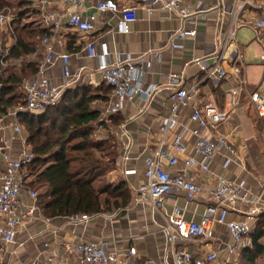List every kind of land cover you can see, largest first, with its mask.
Returning a JSON list of instances; mask_svg holds the SVG:
<instances>
[{"label": "built area", "instance_id": "obj_1", "mask_svg": "<svg viewBox=\"0 0 264 264\" xmlns=\"http://www.w3.org/2000/svg\"><path fill=\"white\" fill-rule=\"evenodd\" d=\"M141 1L146 5L148 15L155 8H162L175 13L182 20L181 27L170 31L167 47L171 49H183V40L188 36H196L197 23L206 19L213 10L218 11L219 27L213 49L202 57H194L184 63V67L190 63L196 64L203 77H195L189 86H185L184 72H171L167 75L166 83L158 85L143 82L146 73L144 58L149 53L133 55L120 52L111 59L112 52L107 41L87 40L83 47L85 57L97 61L95 70L111 90L95 135L106 130L109 116L118 113L126 101L141 97L150 102L157 91L167 89L170 111L162 118L159 126V133L164 140L156 143L152 153L144 158L142 180L137 183L131 180L137 174V169L127 167L132 157L126 149L122 155L123 179L133 193L134 203L148 205L152 213L159 216L161 222L157 224L165 237L167 250L164 258L170 260L169 264H234L241 248L251 247L249 237L259 219L264 218V175L258 181L256 190L248 187L242 180L218 176L208 192L205 209L197 221L185 219L184 208L176 203L180 194L186 203H194L199 199L201 187L193 175L194 169L209 172L217 156H221L222 168H225L240 157L241 149L230 141L221 128L232 118L244 96L253 105L257 116L264 119V75L256 89H250L244 55L236 43L238 29L243 26L241 13L249 1L235 4L230 9L221 4L215 7L205 6L204 0ZM30 2L31 9L37 12L38 26L50 32L40 39L33 53L20 59L10 57V51L17 43L13 9L5 6L0 10V68L6 69L23 61L31 62L39 51L43 53L37 62L35 73L23 80L24 104L9 110L8 114L13 120L0 122V255H7L11 260L8 263L20 261L21 250L40 234L32 228L33 223L50 221L41 217L38 193L27 182L29 176L26 166L33 161V154L27 151L25 143L18 154L11 150L16 135L21 130L17 116L20 113L39 115L47 107L60 101L63 89L75 82L77 77L71 73L70 56L56 53V37L58 33L68 30L83 40L95 30L96 21L95 15L83 13L87 0ZM52 5H59L60 8L53 9ZM93 7L98 12L118 13L116 31L120 34L128 33L137 19V6L120 7L116 0H98ZM255 8L260 9L261 14L252 19L251 26L262 44L263 53L260 56L264 60V0ZM225 15L229 18L221 29ZM2 34L5 35L3 39ZM231 45L233 47L227 54ZM57 63L61 71V85H55L53 78L47 73ZM208 78L228 82L227 97L222 108L215 103L213 97H208L199 108L193 109L190 115L194 122L190 129L194 138L193 149L187 155L182 135L186 125L180 116L182 111L191 107L199 84ZM7 129L10 133L5 136ZM170 132L173 135L167 143L165 137ZM168 198H173L174 202L170 212L166 209ZM230 213H234L239 220L229 219ZM95 217L96 214L87 213L64 216L62 218L65 223L53 225L51 232L53 235L65 233L67 227L84 230ZM216 225L226 228L228 239L220 245L212 246L209 241L215 236ZM186 242H193L201 247H196L192 252L182 246ZM259 243L264 247V234ZM107 244L81 238L77 242L65 241L62 243L65 253L59 254L56 251L46 253L49 243L44 242L43 249L28 264H134V247L122 253L109 251ZM0 264H3L2 258ZM143 264H162V261L146 259Z\"/></svg>", "mask_w": 264, "mask_h": 264}, {"label": "crops", "instance_id": "obj_2", "mask_svg": "<svg viewBox=\"0 0 264 264\" xmlns=\"http://www.w3.org/2000/svg\"><path fill=\"white\" fill-rule=\"evenodd\" d=\"M97 1L87 0L84 6V14H93L96 17L95 30L87 38L82 40L77 34L68 30L58 33L56 37V53H65L70 56L71 73L77 77L75 82L63 89L61 99H63L69 90L78 91L80 94L85 93L86 96L92 95L94 98L91 100L88 109L89 111L99 112L97 123L102 117L111 90L105 84L101 75L95 70L97 61L85 57L83 47L87 40L107 41L112 52L111 59L120 52L131 53L133 55H147L149 53L144 58L146 73L143 82L147 84L156 83L164 85L167 75L171 72L178 73L183 71L185 74V86H189L195 77H203L200 68L196 64L190 63L184 67V63L194 57H202L213 49L219 27L218 11L213 10L207 15L206 19L200 20L197 23L195 26L197 30L196 36L186 37L183 40V49H171L167 47L170 31L181 27L183 24L182 20L175 13L168 12L162 8H155L152 14L148 15L146 5L141 0H116L120 7L137 6V19L132 23L130 31L120 34L116 31L118 13L96 11L93 6ZM190 1L194 2L195 0ZM248 1L249 3L245 4L241 13L243 26L238 29L236 43L244 55L245 73L249 81V87L255 90L264 75V60L260 56L263 53V47L257 39L256 32L252 29L251 21L254 17L261 14V10L255 8V6L261 3V0ZM243 2H246V0H204V5L215 7V5L221 4L230 9L231 6L235 4L240 5ZM51 7L53 9L60 8L59 5H52ZM228 18V15L223 17V22L220 25L221 29L225 27ZM232 47L233 45L228 48L227 54H229ZM42 54V51H39L35 59H39ZM7 70L8 67L5 72ZM47 73L53 78L55 85H61L62 78L58 63ZM228 86V82L214 78L204 80L197 88V95L193 99L191 107L182 111L180 118L184 125H186V129L183 130L182 135L187 155L191 154L193 149L194 138L190 132V129L194 126V122L190 118L193 109L199 108L200 104L206 101L208 97H213L215 103L222 108L227 97L226 91ZM168 94L169 91L162 88L155 93L154 99L150 102L141 97H134L132 100L126 101L118 113L109 116L106 130L96 134L95 139H109L112 137L117 145V156L114 166L107 172L109 177L104 182L112 186L123 183L129 194L128 204L110 211L96 213L97 217L84 230L67 227L65 233L60 232L58 235L55 233L53 235L51 229L53 225L58 226L65 223L62 216L45 217L42 215V210L40 209L41 217L50 221L48 223L42 221L33 223L32 228L35 231H39L40 234L21 250L20 261L8 263L11 261L8 256L0 255L3 264H28L30 259L43 249L42 244L44 242L49 243V249L46 253L56 251L59 254H63L65 251L62 243L65 241L77 242L80 238L106 242L108 243L107 249L109 251L124 253L130 247H134L136 249L134 264H143L146 259L152 261L160 260L162 264L170 263L168 258H164L167 250L165 237L159 231L157 224L161 222L159 216L157 213H152L148 205L134 203L133 193L124 181L121 172V166H124L122 155L127 149L132 157L127 163V167L137 169V174L131 177V180L134 183L142 180L144 158L152 153L156 143L161 139L164 140L162 134L159 133V126L161 125L162 118L167 116L170 111ZM240 109L242 113H240ZM8 113L9 110L5 113L0 112V122L6 123L9 120H13L12 116ZM241 116L245 117V122L250 128V134L248 135L245 131L243 132ZM256 119L261 118L257 116L253 105L244 96L232 118L228 123L222 125L221 128V131L229 136L230 141L238 149H241L240 157L236 162H232L229 166L222 168L221 156H217L213 160L209 172H204L200 169L193 170V175L201 187V195L194 203H186L183 195H178L176 204L184 208L185 219L196 221L200 219V215L205 209V202L209 195L208 192L216 183L218 176H223L230 180H242L251 189H257L258 181L264 175V143L259 140L261 136L264 137V130L256 128ZM22 129L24 130L21 126L20 133L16 135L11 148L14 154H18L21 151L24 143L27 151L30 152L26 141L27 133L25 131L26 135H23ZM172 132L168 133L165 137L167 143L171 140ZM9 133L10 131L7 129L5 136ZM260 134L261 136H259ZM249 140H253V143L249 144ZM258 149L261 155L256 156L253 153L257 152ZM1 170L2 163L0 158V172ZM95 182L93 184L97 187L103 181L96 180ZM101 197L103 198V195ZM173 198H168L167 200L166 209L168 212L171 211L174 203ZM228 217L229 219L239 220V217L234 213H230ZM227 239L228 233L226 228L223 225H216L215 236L209 241V244L212 246L220 245L226 242ZM182 246L192 252H194L196 247H201L193 242L183 243Z\"/></svg>", "mask_w": 264, "mask_h": 264}, {"label": "trees", "instance_id": "obj_3", "mask_svg": "<svg viewBox=\"0 0 264 264\" xmlns=\"http://www.w3.org/2000/svg\"><path fill=\"white\" fill-rule=\"evenodd\" d=\"M30 5L28 0H0V10L10 6L15 16L13 27L17 43L10 51V57L14 59L33 53L40 39L50 32L46 28L37 26L31 29L22 24L26 14H37ZM38 60L25 62L17 73L6 74L7 68H0L1 113L24 104L22 83L35 73ZM93 98L92 95L69 90L60 100L63 105L57 106L59 101L40 115L20 113L17 116L27 133L26 141L34 156L26 166L27 182L34 190L35 186L44 188L42 192H36L38 205L45 217L96 214L129 202L123 183L112 186L101 182L97 187L93 184L96 180L102 181L101 178L113 168L117 156V145L112 137L95 139L99 112L88 109ZM54 108V115L48 113ZM258 120L264 123V119ZM263 234L264 218L259 219L257 228L249 237L251 247L240 250L239 255L246 264H255L259 258L264 264V247L259 243ZM234 264L239 263L236 261Z\"/></svg>", "mask_w": 264, "mask_h": 264}, {"label": "rangeland", "instance_id": "obj_4", "mask_svg": "<svg viewBox=\"0 0 264 264\" xmlns=\"http://www.w3.org/2000/svg\"><path fill=\"white\" fill-rule=\"evenodd\" d=\"M28 1H31V0H28ZM37 20H38V18H37L36 13H34V12L28 13V14L25 15L24 19L22 20V24H24L25 26H28V27L30 26V28L33 29V28L37 27V25H38L37 24V22H38ZM4 37H5V35L2 34L1 39H3ZM24 64H25V62L23 61V62H20V63L14 65V66L8 67V70H7L6 74L17 73L19 71V68L22 67ZM61 105H63V104L60 101L57 106H61ZM54 111H55V108L52 109L51 111H49L48 113L54 115L55 114ZM243 112L245 113V111H243ZM240 113H242L241 109H240ZM241 119L243 121V132L245 131V133L247 135L250 134V128L247 126V124L245 122V117L241 116ZM262 124H264V123H262L260 120H258V119L255 120V125L257 126L256 128L258 130H262L263 131V125ZM22 134L26 135L25 130H23V129H22ZM259 136H261V134ZM259 140H261L264 143V137L261 136ZM248 143L249 144L253 143V140H249ZM253 154L257 156V155H261V152L258 149V151L254 152ZM107 177H109L108 173L103 178H101L102 181L103 182L106 181ZM95 184H97V182H95ZM35 188H36L38 193H40V192H42L44 190L43 187L41 188V187L35 186ZM239 257H240V255L237 258L238 259L237 262L239 264H246V261L242 260V256L240 258ZM255 264H262V258L256 259Z\"/></svg>", "mask_w": 264, "mask_h": 264}]
</instances>
